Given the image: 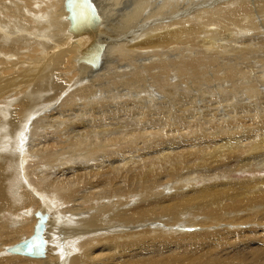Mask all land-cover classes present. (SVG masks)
Returning a JSON list of instances; mask_svg holds the SVG:
<instances>
[{
    "label": "bare ground",
    "instance_id": "obj_1",
    "mask_svg": "<svg viewBox=\"0 0 264 264\" xmlns=\"http://www.w3.org/2000/svg\"><path fill=\"white\" fill-rule=\"evenodd\" d=\"M71 1L0 0V264H264V0Z\"/></svg>",
    "mask_w": 264,
    "mask_h": 264
},
{
    "label": "rangeland",
    "instance_id": "obj_2",
    "mask_svg": "<svg viewBox=\"0 0 264 264\" xmlns=\"http://www.w3.org/2000/svg\"><path fill=\"white\" fill-rule=\"evenodd\" d=\"M63 25H64V23H62ZM64 27V26H63ZM6 70H10V69H6ZM52 114V113H51ZM50 211V210H49ZM51 212V211H50ZM229 214V213H228ZM26 218H31V219H29V220H27V221H29V222H27L28 223V225H30V226H34V225H31L33 222H37V220H36V217L35 216H30V217H27V216H25ZM33 217H35L34 219H33ZM34 220V221H33ZM33 221V222H32ZM36 224V223H35ZM30 226H28L29 228H31ZM225 226V225H224ZM214 227V230H212V232L213 233H216V231H217V229L215 228V226H213ZM29 228H27V229H29ZM245 229H247V227L245 228ZM30 233H24V234H22V237H21V240H19L18 241V243H17V245L18 244H21V243H23L28 237L30 238L32 235H33V231H34V228H32V230H28ZM32 232V233H31ZM186 232V231H185ZM247 236H248V234H246ZM23 255V254H22ZM25 256V255H24ZM26 257V256H25ZM28 257V256H27ZM30 258H34V257H29V259Z\"/></svg>",
    "mask_w": 264,
    "mask_h": 264
},
{
    "label": "water",
    "instance_id": "obj_3",
    "mask_svg": "<svg viewBox=\"0 0 264 264\" xmlns=\"http://www.w3.org/2000/svg\"><path fill=\"white\" fill-rule=\"evenodd\" d=\"M77 0H72L71 1V5H72V12L74 13V10H73V7H74V2L76 3V5H78V4H80V5H83V6H87V8H90V5H89V3L87 2V0H79V1H77ZM79 2V3H78ZM89 6V7H88ZM90 10V9H89ZM24 251L26 252V253H28V254H33V248L31 247V246H25L24 247Z\"/></svg>",
    "mask_w": 264,
    "mask_h": 264
}]
</instances>
